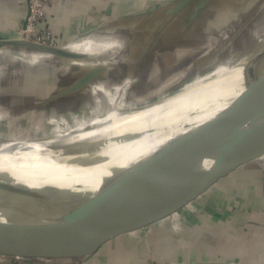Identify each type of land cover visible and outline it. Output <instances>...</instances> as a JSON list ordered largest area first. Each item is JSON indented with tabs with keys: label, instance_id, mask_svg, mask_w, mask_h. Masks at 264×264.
<instances>
[{
	"label": "crops",
	"instance_id": "1",
	"mask_svg": "<svg viewBox=\"0 0 264 264\" xmlns=\"http://www.w3.org/2000/svg\"><path fill=\"white\" fill-rule=\"evenodd\" d=\"M172 1L49 0L47 18L42 26L55 36L77 34L89 27L103 28L99 34H93L98 36L72 37L64 47L91 53L92 58L99 54L97 52L100 49L104 52L118 50L119 57L79 97L44 109L37 108L39 102L51 97L58 85L72 73L90 67L91 62L69 68L71 70L64 69L70 62L68 60H54L51 62L53 66L45 67H32L24 63L18 64V69L9 75L1 72L3 69L0 64V96H3L0 102H3L4 107L25 106L26 100H31L32 106L28 108L31 113L50 112L49 123L51 120L56 123L59 115L81 120L75 115L81 113L83 118L89 119L104 114V99L108 93H115L116 99H123L124 80H130L131 83L137 79L132 85L128 82L126 90L133 98H138L134 85L140 80H152L156 73L158 78L162 74H173L188 67L192 57L206 53L213 33L221 32L232 19L245 12L248 5L262 2L209 0L190 20L194 8L203 0H193L171 16ZM153 7L157 8L156 12L133 19L136 13ZM26 14L25 0H0V36H18ZM143 18L147 21L144 27L137 24ZM109 59L113 57L109 55ZM56 67H61L63 71H58ZM9 82L10 90L7 89ZM112 85H116V88L110 87ZM4 92H10V96L3 95ZM143 94L146 93L140 95ZM169 103L152 115L168 112L172 107V103ZM85 123H79L76 127ZM148 132H152V129H146L144 133ZM140 146L142 150L146 144ZM177 192L175 185L161 196L169 198ZM168 263L264 264V156L224 171L204 191L175 212L145 227L115 235L86 256L47 261L20 257L0 260V264Z\"/></svg>",
	"mask_w": 264,
	"mask_h": 264
},
{
	"label": "water",
	"instance_id": "2",
	"mask_svg": "<svg viewBox=\"0 0 264 264\" xmlns=\"http://www.w3.org/2000/svg\"><path fill=\"white\" fill-rule=\"evenodd\" d=\"M191 1L193 0L170 2L173 6L171 16ZM208 2L209 0H203L195 7L190 20H193L199 9ZM156 11V7L141 11L133 15V19ZM101 31H103L102 27L94 28L82 38L98 36L93 34H99ZM0 49L8 53L19 52L25 57H40L46 61L68 60L95 64L93 67L80 69L64 79L51 97L39 102L38 109L79 97L89 85L100 79L119 57L118 50L106 51L113 59H107V55L103 57L94 55L92 58L63 46L44 45L18 36L11 39L0 36ZM97 53L103 55L102 51ZM56 68L58 70L59 67ZM245 72L242 81L238 83L240 91L236 93L233 101L240 106L248 96L264 97V64L252 65ZM161 103L165 102L153 101L151 105L137 110L142 112ZM217 114L207 119L191 136L160 160L141 170L122 186L110 189L97 202L84 210L57 213L30 220L0 221V260L20 257L47 261L86 256L115 235L145 227L175 212L204 191L224 171L264 156V105L246 114L229 118L227 123L220 126L217 125ZM113 124L116 123L113 121L107 123L109 127L106 132L126 130L137 125L135 122L115 126ZM95 128L96 123L91 122L75 130L86 133ZM68 134H55L43 142L50 144L46 158L54 161L72 147L74 142L67 140ZM208 164L211 166L206 169ZM38 174L40 172L28 168L21 173L0 178V205L8 208L39 202L60 203L55 194H44L39 190L29 189L28 184ZM175 185L178 190L175 196L169 198L161 196Z\"/></svg>",
	"mask_w": 264,
	"mask_h": 264
},
{
	"label": "bare ground",
	"instance_id": "3",
	"mask_svg": "<svg viewBox=\"0 0 264 264\" xmlns=\"http://www.w3.org/2000/svg\"><path fill=\"white\" fill-rule=\"evenodd\" d=\"M224 31L223 29V32L213 33L214 35L210 37V47L207 48L206 53L210 51L214 41L216 44L217 41L220 43L221 40L229 38L228 33H224ZM110 40L114 39L110 38ZM218 47L214 51L222 52V47ZM73 51L79 52L78 49H73ZM100 51L103 52V55L99 53V56L107 55L103 50L100 49ZM7 53L0 49V59ZM80 53L92 57L91 53L83 51ZM27 57V59H42L34 56ZM14 59L17 58L14 57ZM107 59H109V55ZM222 61L212 70L204 72L200 70V67L196 69V66L193 67L194 64L190 63L181 72L183 78L180 80L182 82L179 84L180 88L169 96L163 97L170 88L167 80L160 88L150 89L151 91L138 98H133L130 94L127 100L124 99L125 101L120 98L116 99L115 93H108L105 98L106 107L103 108L105 109L104 114L78 120L80 123L86 122L79 127L74 128L72 124L66 125L63 134L69 133L67 140L73 141L74 144L54 161L45 157L50 144H43V142L50 138L42 133L39 126L33 128L34 131L30 135L23 136L21 140H18L20 142L18 144H22L21 147H12L11 143L6 144L7 148H5L6 145H3L5 149L1 148L0 151V178L32 168L40 174L28 184L29 189L39 190L44 194H55L61 202L57 204H41L39 202L8 208L0 205V221L30 220L57 213L84 210L97 202L110 189L122 186L141 170L160 160L191 136L214 114L218 113L217 125L220 126L227 123L229 118L246 114L264 105V97L255 96L253 98L248 96L241 106L239 103L233 102L236 93L240 91L238 83L242 81L246 69L255 64H264V31L257 36L255 41L248 43L233 55H227ZM68 63L66 67L71 68L70 66H84L83 64L86 62L70 61ZM202 83L204 85L198 89L183 94V97L174 101L168 112L163 111L152 115L153 112L162 109L166 103L172 101L170 99L176 98L182 91L196 88ZM122 86L123 91L128 89V80H124ZM153 97L159 98L157 102L165 103L142 112L137 110L151 105L153 101H150ZM109 121H113L116 123L115 125L134 122L137 125L126 130L106 132ZM91 122L96 123L95 129L86 133L76 131ZM115 125L113 124V126ZM150 128L152 132L144 133L146 129ZM56 130L53 131L54 134ZM12 141L14 140H7L6 142ZM141 144H146L142 150ZM211 164L205 168L208 169Z\"/></svg>",
	"mask_w": 264,
	"mask_h": 264
},
{
	"label": "rangeland",
	"instance_id": "4",
	"mask_svg": "<svg viewBox=\"0 0 264 264\" xmlns=\"http://www.w3.org/2000/svg\"><path fill=\"white\" fill-rule=\"evenodd\" d=\"M236 7H238V6H236ZM239 8H241V7H239ZM239 8H235V9L238 10ZM245 8H246L245 12H241L237 16V18L232 19L224 27V30H225L224 33H228L229 38H227L225 40H221L220 43H217V42H219V41H217L216 42L217 45L215 44V41H214V43H213V45H211L210 51L208 53L203 54V56L197 55L195 57H192L193 59H191V63L194 64L193 67L196 66V69H198L200 67V70L203 72L206 70H212L213 68L218 66L219 63L223 62L222 60H224L227 55H233L235 52H237V50H240L241 48H243L248 43L255 41L257 36H259L264 31V0H262V2L259 1L258 3H252ZM146 22L147 21L143 18L141 20H138L137 24L139 26L144 27L146 25L144 23H146ZM21 26H23V23L21 24ZM93 30H94L93 27H89L83 31L90 33ZM83 31H79V32H77V34H75V33L74 34L64 33L60 36H55L50 30H49V33H50V37H53L54 39H56L58 42H60V44H66L69 40L72 39V37L79 36V35H82L83 33H85ZM221 32H223V29ZM231 32H232V34H230ZM15 36L16 35L4 37V39H11ZM227 40H229V41H227ZM218 46L222 47L221 48V49H223L222 52L214 51ZM14 57L17 59H14ZM34 57H36V56H34ZM27 58L28 57L23 56V54H21L19 52L7 53L0 60L1 61L0 64L2 65L1 68L3 69V71H1V72H3L4 75H9L11 72H15L18 69V64H24V63H27L29 66H32V67L33 66L45 67L46 65L53 66V63H51L53 61H51V60L46 61V60L38 59V58H29V59H27ZM89 65H91L90 67L95 66V64H89ZM70 67L73 68L72 66H70ZM64 69H69V68L64 67ZM184 69L185 68H183L182 70L180 69V71L178 73L176 72V73H173L171 75L165 74L166 75L165 76L164 74H162V76L158 77V78H157L158 75L156 73L154 75L153 79L151 78L152 80H150V79L145 80V81H143V79L140 80L141 83L138 82V84L134 85V88L136 89L135 94L137 96H141L140 95L141 93H146L148 90L151 91V90H155L156 88H160L161 85H163L164 82L167 80L168 84L170 85V88L168 89L169 92L167 91V93L164 94L163 97L169 96L170 94L172 95L173 93L178 91V89L180 88L179 84H182V82L180 81L183 78V77H181V75H182L181 72ZM69 70H71V69H69ZM58 71L61 72V71H63V69L60 68V69H58ZM136 80L137 79H134L133 81H136ZM133 81L130 83V85H132L134 83ZM128 82H129V80H128ZM205 83H207V82H205ZM202 85H204V84L202 83L201 85H199L196 88L194 87L193 89H187L185 91H182L180 94H178L180 96L177 95L176 98H174L172 101H176L178 98L183 97V94H186V93L191 92L195 89H198ZM110 87L116 88V85H112ZM10 88H11V83L9 82L7 89L10 90ZM4 93L5 94H3V95L8 96V97L10 96L9 95L10 92H4ZM122 94H123L122 95L123 100L124 99L127 100L130 96V92H128V90H124ZM0 97H3V96H0ZM255 97H263V96L257 95ZM158 99L153 97L150 102L157 101ZM106 102L107 101H105V99H104V104H106ZM7 103H8V100H7ZM96 103H98V102H96ZM171 103L172 102H170L169 104H171ZM24 104H25V106L23 104H21L22 106L7 105V107H4L3 102H0V151L2 149L7 148L6 144H8V143H11L13 145L12 147H17L20 145L22 146V144H20V145L18 144V143H20L18 140H21V137H23V136L30 135V133H32L34 131L33 128H35L37 126H39V129L42 131V133L45 134L46 137H51V136L55 135L56 133L57 134H63L64 133L63 131H64L67 124H72L75 128L80 123V121H78V119L75 120L72 117H64L61 115L57 116L58 118L56 117V123H53L54 122L53 120H51L50 121L51 123H49V122H47V120L51 117L50 112H47L44 114H39V113L33 114V113H31V110L28 109L29 107L32 106V101L26 100V102ZM33 105H34V103H33ZM76 116L81 118V119L83 118L81 113L76 114L75 117ZM83 119H85V118H83ZM53 124H55V125H53ZM56 126L58 128L54 134L53 131H54V128H56ZM74 128H72V129L74 130ZM11 138H13V139H11ZM7 140H14V141L6 142ZM3 145L4 146L6 145V147L4 148Z\"/></svg>",
	"mask_w": 264,
	"mask_h": 264
},
{
	"label": "built area",
	"instance_id": "5",
	"mask_svg": "<svg viewBox=\"0 0 264 264\" xmlns=\"http://www.w3.org/2000/svg\"><path fill=\"white\" fill-rule=\"evenodd\" d=\"M25 2L27 14L23 26H20L17 32L19 37L44 45L64 47L66 44H60L56 39L50 37L49 30L42 26L47 18L49 0H25Z\"/></svg>",
	"mask_w": 264,
	"mask_h": 264
}]
</instances>
